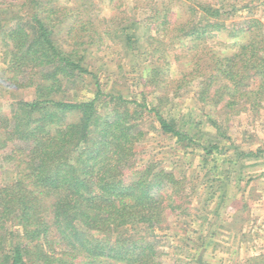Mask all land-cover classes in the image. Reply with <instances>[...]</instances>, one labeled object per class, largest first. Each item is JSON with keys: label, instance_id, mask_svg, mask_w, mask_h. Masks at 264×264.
I'll list each match as a JSON object with an SVG mask.
<instances>
[{"label": "trees", "instance_id": "16d2710c", "mask_svg": "<svg viewBox=\"0 0 264 264\" xmlns=\"http://www.w3.org/2000/svg\"><path fill=\"white\" fill-rule=\"evenodd\" d=\"M113 1L0 0V264H165L183 162L216 200L264 164L232 135L264 115V0ZM152 132L176 154L145 160Z\"/></svg>", "mask_w": 264, "mask_h": 264}, {"label": "rangeland", "instance_id": "374dc122", "mask_svg": "<svg viewBox=\"0 0 264 264\" xmlns=\"http://www.w3.org/2000/svg\"><path fill=\"white\" fill-rule=\"evenodd\" d=\"M115 5L116 1L101 0L105 14L111 12L110 9ZM5 52L4 46L0 43V65L5 62ZM193 96L194 93L185 95L175 108L176 113L180 111L186 116L191 114L195 119L202 118L203 115ZM0 98L9 99L1 94ZM232 130L233 138H237L241 145L250 148L264 146V115L256 117L250 113H243L236 116L232 122ZM149 137L145 153L143 151L145 160L151 158V155L159 159L165 154H176L166 153L174 145L172 141L164 140L155 132ZM152 151L154 153H150ZM170 157L175 159L173 156ZM249 163H246L247 166L243 169L245 181L248 177L256 178L264 173V164L248 165ZM183 164L185 165H180L187 169L186 183L192 196V215L173 223L171 221L174 233L164 232L161 235L166 254L165 264H233L234 261L244 262L249 256L263 250L264 175L247 187L245 181L241 182L240 189L232 183L225 199L216 200L209 197L208 188L211 185L205 183L209 178L203 175L197 162L195 161L193 166L186 165V162ZM166 165H170L169 161ZM193 171L195 174H191ZM236 214L241 217H238V226L234 228L231 224L232 221L235 223Z\"/></svg>", "mask_w": 264, "mask_h": 264}]
</instances>
